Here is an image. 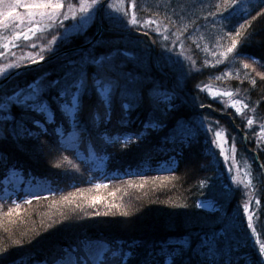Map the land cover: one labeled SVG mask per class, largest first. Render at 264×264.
<instances>
[{
	"label": "trees",
	"instance_id": "trees-1",
	"mask_svg": "<svg viewBox=\"0 0 264 264\" xmlns=\"http://www.w3.org/2000/svg\"><path fill=\"white\" fill-rule=\"evenodd\" d=\"M68 1L75 8L90 2ZM262 9L264 0L108 2L103 26L148 34L183 98L158 70L146 37L109 30L86 50L25 71L0 89L2 100L43 82L46 106L45 112L12 109L17 124L21 117L29 122L19 137L8 135L11 124H0V264H264L258 243L264 242V176L224 116L231 115L264 166ZM96 14L85 27L76 19L77 30L58 37L51 50L40 52L52 35L35 48L20 47L28 53L16 65L30 63V53L45 58L84 44L97 31ZM133 18L139 23L131 24ZM7 33L0 29V37ZM90 57H107L104 67ZM97 72L110 92L96 91ZM81 74L86 89L73 87ZM222 90L248 107L239 104L238 113ZM165 94L174 108L161 103ZM153 120L162 126L145 128ZM220 131L232 145L228 157Z\"/></svg>",
	"mask_w": 264,
	"mask_h": 264
},
{
	"label": "snow or ice",
	"instance_id": "snow-or-ice-1",
	"mask_svg": "<svg viewBox=\"0 0 264 264\" xmlns=\"http://www.w3.org/2000/svg\"><path fill=\"white\" fill-rule=\"evenodd\" d=\"M232 5L237 4V0H230ZM107 3V0H90V3H81L79 7L80 19H86V14L89 12V9H95L96 11H100L103 5ZM22 7L26 11L21 13L15 11L16 8ZM64 7L63 0H11V2H5V0H0V28L5 29L10 32L9 36L0 37V40H8V43H4L2 47L4 49H8L9 47H15L16 44H13V41H29L30 39L37 37V33L44 34L49 30H52L57 22L59 26H63V21L69 18L68 12L62 11ZM69 11L71 12V18L73 20L77 19V12L73 10V6H69ZM264 11V9H262ZM131 24H138L139 21L133 18L130 21ZM167 27V26H165ZM243 27V25H241ZM22 29V30H20ZM157 32L160 31L159 28L156 29ZM239 32V30H237ZM62 35L61 33L57 32L56 35L51 36V40L48 41V44L41 45L40 52L42 53L45 49L51 50L50 45H54L57 42V37ZM231 35V34H230ZM38 38V37H37ZM237 41H232V47L228 48V52H231L233 48L236 47ZM35 44H29L27 47L35 48ZM4 52L0 51V56H3ZM27 61L30 63H38L40 60L44 59V56L40 53H30L28 57H26ZM107 57H90V62L94 63L97 68L104 67V63ZM8 67H19V65H10ZM247 68L248 65L245 64ZM3 70H0L2 72ZM264 75V74H262ZM97 77L94 80V86L96 91L99 93L104 91L106 93L111 91L112 85L105 81L102 76H100L99 72H97ZM58 81H50L49 86L55 87ZM255 83V81H253ZM73 87H84L86 89V76L81 74V76L77 79V81L73 84ZM43 82L35 83L28 85L27 93L24 92L22 89L20 92L13 90L10 94L5 93L3 95L2 100H0V124H2L5 128L11 124L12 125V132L8 135H16L17 137L20 136V131L18 130L21 125L27 124L29 122L24 121L21 117L20 123L17 124V117L15 113L12 112L13 108L19 107L22 109L23 112L28 113L32 110L37 112H45L46 106L43 102H40V96L43 92ZM67 95V89L61 90L58 93L60 98H63ZM231 97V93H225ZM172 96L165 94L161 103L165 105L167 109L174 108V104H172ZM31 102V103H29ZM79 103V101H77ZM109 107V111L111 110V99L106 102ZM233 106L240 104L243 105L244 108H247L248 105L244 104V101H232ZM130 105H124L125 108H128ZM242 109L240 107L236 108V111L239 113ZM32 123H38V121H34ZM248 123L251 124L252 120L249 118ZM157 125L162 126V121L153 120L145 125V128L151 127L155 128ZM264 130V129H262ZM0 132H3V128H0ZM23 135L31 136V132L27 127L23 128ZM217 136L220 135L219 132L216 133ZM133 137L128 136L125 139L131 140ZM2 158V157H0ZM232 179L235 180L236 177L232 176ZM203 183V181H201ZM99 185H97L98 187ZM258 202V201H257ZM200 205L203 206L204 202L201 201ZM244 212H249V205H244ZM248 225L249 227L252 226V217L251 215L248 216ZM255 231V229H253ZM259 243V252L264 255V242ZM217 247H220V242L217 241ZM205 264H208L206 261ZM211 264H215V259L211 262Z\"/></svg>",
	"mask_w": 264,
	"mask_h": 264
},
{
	"label": "water",
	"instance_id": "water-1",
	"mask_svg": "<svg viewBox=\"0 0 264 264\" xmlns=\"http://www.w3.org/2000/svg\"><path fill=\"white\" fill-rule=\"evenodd\" d=\"M110 0H107V3H105L103 5V7L100 9V11L98 12L97 11V14H96V26H97V31L95 33V35L90 39L88 40L87 42H85L84 44H81L79 46H75L73 48H69V49H65V50H62L52 56H48V57H45L43 60H40L38 63H28V64H25L23 66H20L19 68H17L16 70L12 71L11 73H9L8 75H6L4 78L1 79L0 81V89H2L5 85H7V83L14 77H16L17 75L25 72V71H28L30 69H33V68H37V67H40L46 63H49V62H52L60 57H63L67 54H70V53H73V52H81V51H84L86 50L88 47H90L95 41H97L99 39V37L101 36L102 32L105 31V30H109V31H112V32H116V33H119V34H124V35H140V36H144L148 39L151 47H152V52H153V57H154V61L157 65V68L160 72L164 73L165 76H167L169 79H170V84H171V87L172 89L177 93V95L181 98L182 97V93L176 88L175 84H174V81H173V78L171 76V74L167 71H165L160 63H159V60H158V57H157V49H156V46L154 44V42L152 41L151 37L144 33V32H140V31H136V30H111V29H107L103 26V23H102V13H103V10L105 8V6L108 4ZM185 104L187 105H190L192 106L188 100L186 99H183ZM193 109L195 111H201L203 108H197V107H193ZM224 116H226L228 119L231 120V122L233 123L234 127L237 129V131L242 135L243 137V140H244V146L246 148V150L253 154L254 155V158H255V162L257 163L258 167L260 168V170L262 171L263 173V176H264V166L262 165V163L260 162V159H259V156L257 154V152L255 151H252L250 148H248L247 146V138L246 136L243 134L242 130L238 127H236L235 125V122L233 120V118L231 117V115L229 114H224Z\"/></svg>",
	"mask_w": 264,
	"mask_h": 264
},
{
	"label": "rangeland",
	"instance_id": "rangeland-1",
	"mask_svg": "<svg viewBox=\"0 0 264 264\" xmlns=\"http://www.w3.org/2000/svg\"><path fill=\"white\" fill-rule=\"evenodd\" d=\"M5 2H11V0H5ZM80 2L81 3H90V2H84V1H80ZM63 4H64V7L62 8V11L68 12L69 18L63 21V26L62 27L59 26V23L57 22L56 26L52 30L48 31L51 34H48V32H46L44 34L37 33V37L38 38L34 37V38L30 39L29 41H24V40L21 39L20 40L21 42L19 41V43H18V41H13L12 43L16 44L17 46L9 47L8 49H4L2 47V45L4 43H8L9 41L8 40H0V41H2L0 43V51L4 52V55L0 56V70H3L2 72H0V77L2 75H4L5 73H7L11 69V67H8V66L16 65L18 63V55L21 54V57H23L24 55H27L28 52H26L23 55H22L21 52L19 53L20 47H25V46H27L29 44H35V45L39 44L40 45V44L43 43V40L47 38V36L49 37V35H56V33H57L56 31L58 29H60V28L62 29L60 31V32H62L61 33L62 35L58 36V37L68 36L69 34H71L72 32H75L77 30L78 27H76L74 25V23H73L76 19L73 20L71 18V12L69 11V6H70L69 1L67 3L63 2ZM73 10H75L77 12V16H78L77 19L80 21V24L82 25V27L83 26L85 27V26L88 25V23H90V20L94 16V11H95V9H94V11H90L89 12L90 14L87 13L88 16L86 14V19H80V15L81 14L79 13V8L73 7ZM15 11L23 13L26 10L24 8H22V7H18V8H16ZM7 34L10 35V32L8 31ZM46 40L48 41V39H46ZM219 92H222V94H224V95H225V93H228V91H226V90L225 91L222 90V91H219ZM216 95H217V93H216ZM225 97L228 99L227 100L228 105H231V102L235 99V96H233V95H231V97H229L228 95H225ZM235 107L236 108L239 107V104L235 105ZM219 133H220L219 136L216 135L217 140H218V144L220 145L222 150L225 151V153H226V155L228 157L229 155H231V151L233 153L232 145H230L228 137L222 131H220ZM263 137H264V135H263ZM229 147H230V154H229Z\"/></svg>",
	"mask_w": 264,
	"mask_h": 264
}]
</instances>
